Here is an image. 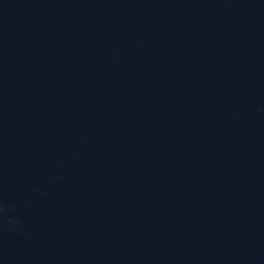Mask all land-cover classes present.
Listing matches in <instances>:
<instances>
[{"label": "water", "instance_id": "95a60500", "mask_svg": "<svg viewBox=\"0 0 264 264\" xmlns=\"http://www.w3.org/2000/svg\"><path fill=\"white\" fill-rule=\"evenodd\" d=\"M264 224V0H0V264H231Z\"/></svg>", "mask_w": 264, "mask_h": 264}]
</instances>
